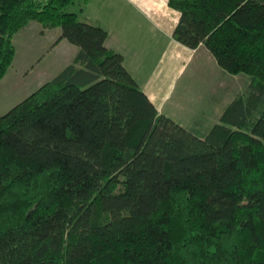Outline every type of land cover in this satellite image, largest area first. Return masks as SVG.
<instances>
[{
	"label": "trees",
	"instance_id": "16d2710c",
	"mask_svg": "<svg viewBox=\"0 0 264 264\" xmlns=\"http://www.w3.org/2000/svg\"><path fill=\"white\" fill-rule=\"evenodd\" d=\"M73 4L0 0V80L31 21L77 48L0 115V264H264V0H167L175 42L248 78L200 135Z\"/></svg>",
	"mask_w": 264,
	"mask_h": 264
},
{
	"label": "crops",
	"instance_id": "0c3cea01",
	"mask_svg": "<svg viewBox=\"0 0 264 264\" xmlns=\"http://www.w3.org/2000/svg\"><path fill=\"white\" fill-rule=\"evenodd\" d=\"M141 1V7H131L133 8L131 11L126 6L127 0H117V4L115 0H109V4H107V0H79L74 13L98 24L105 30L107 34L105 47L122 55L125 69L152 101L158 112L163 114V104L169 100L167 99L169 97L167 90L174 82V76H171L169 69L172 63L176 69L175 73L179 74L193 55L202 52L203 62L195 66V71L199 70L200 65L204 66L205 62L208 64L212 62L214 67L217 65L215 61L213 63L214 59L203 46H199L196 50H189L172 39L171 33L178 13L167 6V0ZM135 13L141 17V20L136 19ZM154 18L159 19L160 22L158 23ZM59 36V29L42 31L40 24L35 21L29 22L14 34L12 39L14 58L5 76L0 80V115L6 113L40 87L38 86L33 92H30L39 81L44 79L42 74L41 76L37 74L31 77L33 83H30V75L34 72L32 69L35 67L30 72V63L40 53H43L42 51H46L43 55L53 58L49 59L51 61L46 65L49 74L45 77L54 78L72 63L77 48L65 39L58 40ZM41 41L43 45H40ZM170 48L173 51L170 52L171 57L166 66V76L159 78L156 76L158 73L155 75L156 66L162 61L164 53L168 52L167 49ZM153 60L158 62L155 64ZM178 66L179 69H177ZM46 82L48 80L42 84ZM169 118L176 121L171 115ZM184 119L187 118H183V123L188 122ZM183 123L178 124L184 127ZM193 123L198 127L200 119L195 117Z\"/></svg>",
	"mask_w": 264,
	"mask_h": 264
},
{
	"label": "rangeland",
	"instance_id": "374dc122",
	"mask_svg": "<svg viewBox=\"0 0 264 264\" xmlns=\"http://www.w3.org/2000/svg\"><path fill=\"white\" fill-rule=\"evenodd\" d=\"M78 1L79 0H74L75 4L69 6L68 11L76 12ZM115 2L117 4V0H115ZM141 2V0H127L126 6L133 11L132 9L135 8L134 6H137L138 8L141 7ZM107 4H109V0H107ZM134 11L137 10L134 9ZM134 16L136 19L141 20V17L136 13ZM154 20L158 23L160 22L159 19L154 18ZM40 45H43L42 41L40 42ZM35 46L37 47L38 44ZM167 50L168 52L166 51V53H164L162 61L156 66L155 75L158 73L156 76L159 78L166 76V66L169 64L171 57L170 52L173 51V49L170 48ZM42 52L43 53H40L37 58L33 59L30 63V72L35 66L33 68L35 70L32 69L34 72L30 75V83H33L31 77H34L37 74L38 76H41L42 74L44 79L39 81V83L36 84L37 86L35 85L30 92H33L38 86H41L44 81L51 80L50 77H45L49 74L47 69L48 66L46 65L51 61L49 59L53 58L43 55L46 51ZM201 53L202 52H199L198 54L193 55L179 74L175 73L176 69L174 64H171V68L169 69L171 70V76H174V82L170 84V87L167 90L169 96L167 99L169 100L163 104V114L165 116L169 117L171 115L177 123L180 124L183 123L182 120L186 117L187 119L184 120H188V122H184L185 124L183 123L184 127L193 131L195 130L199 135L217 122L221 111L236 94L244 91L248 83V78L246 76H232L226 72H221L217 66H215L216 68L213 66L212 62L211 64L205 62L204 66L200 65L199 70L195 71V66L203 62ZM154 62L156 64L158 61ZM177 69H179V66ZM195 117L200 119L198 127L193 123Z\"/></svg>",
	"mask_w": 264,
	"mask_h": 264
}]
</instances>
